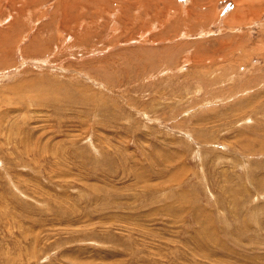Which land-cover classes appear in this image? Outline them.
Returning a JSON list of instances; mask_svg holds the SVG:
<instances>
[{
	"label": "rangeland",
	"instance_id": "374dc122",
	"mask_svg": "<svg viewBox=\"0 0 264 264\" xmlns=\"http://www.w3.org/2000/svg\"><path fill=\"white\" fill-rule=\"evenodd\" d=\"M0 264H264V0H0Z\"/></svg>",
	"mask_w": 264,
	"mask_h": 264
},
{
	"label": "bare ground",
	"instance_id": "6f19581e",
	"mask_svg": "<svg viewBox=\"0 0 264 264\" xmlns=\"http://www.w3.org/2000/svg\"><path fill=\"white\" fill-rule=\"evenodd\" d=\"M47 1V0H46ZM74 1V0H73ZM78 1V0H77ZM58 3V2H57ZM66 8V7H65ZM70 8H71V6H70ZM73 8V7H72ZM65 10V9H64ZM117 10V9H116ZM68 11V10H67ZM118 11V10H117ZM236 11V10H235ZM65 12H66V10H65ZM65 12H63V13H65ZM117 13V12H116ZM71 14V13H70ZM119 14V13H118ZM234 14V13H233ZM67 15V14H66ZM117 15V14H116ZM68 16V15H67ZM119 16V15H118ZM71 17V16H70ZM116 17V16H115ZM66 18H68V17H66ZM116 18H118V17H116ZM72 19H73V17H72ZM119 19V18H118ZM70 20V19H69ZM64 29V28H63ZM80 32V31H79ZM79 36V35H78ZM205 58V57H204Z\"/></svg>",
	"mask_w": 264,
	"mask_h": 264
}]
</instances>
